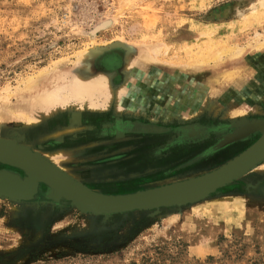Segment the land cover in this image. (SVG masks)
I'll list each match as a JSON object with an SVG mask.
<instances>
[{"label": "rangeland", "instance_id": "1", "mask_svg": "<svg viewBox=\"0 0 264 264\" xmlns=\"http://www.w3.org/2000/svg\"><path fill=\"white\" fill-rule=\"evenodd\" d=\"M79 55L121 91L122 112L70 101L31 129L30 148L66 157L65 172L92 191L125 195L195 177L234 157L228 146L239 154L260 136L219 146L234 120L239 127L229 111L264 119V0H0V136L39 113L27 81L72 70ZM192 62L204 64L185 69ZM237 66L240 75L211 85L213 70ZM70 110L79 130L38 135L67 127ZM261 162L205 199L147 210L81 211L43 182L28 198L0 195V264H264Z\"/></svg>", "mask_w": 264, "mask_h": 264}, {"label": "water", "instance_id": "2", "mask_svg": "<svg viewBox=\"0 0 264 264\" xmlns=\"http://www.w3.org/2000/svg\"><path fill=\"white\" fill-rule=\"evenodd\" d=\"M258 132L259 138L247 149L218 167L201 175L188 178L181 182L138 191L125 195H104L79 185L29 154L8 150L0 144V163L22 170L25 177L10 174L15 186L0 187V195L11 198H28L38 182H43L52 190L53 198L70 201L81 211L93 214H109L132 210H147L163 206L193 203L207 198L216 189L241 177L264 160V133L254 129L248 134ZM236 133V132H235ZM226 136L219 146L237 141L243 136ZM28 159V160H27Z\"/></svg>", "mask_w": 264, "mask_h": 264}, {"label": "bare ground", "instance_id": "3", "mask_svg": "<svg viewBox=\"0 0 264 264\" xmlns=\"http://www.w3.org/2000/svg\"><path fill=\"white\" fill-rule=\"evenodd\" d=\"M261 3H263V1H261ZM154 47H156V46H154ZM154 49L155 48H153V50ZM155 52H156V50H155ZM151 54H152V51H151ZM225 54L228 55L229 58H232V57L239 56V54H241V50L240 49H229L228 51H226ZM144 55H146V50H145ZM154 56L155 55H153V57ZM86 61L91 62V59H89L88 57H85L84 55H79V56H77L75 63L73 62L74 65H73L72 70H64V71L60 70L61 72L59 70L57 72L52 71L49 74L48 73L45 74V72H47V71H45L44 74H40V72H39L38 74H40V75L37 74L38 75L37 77L34 76L35 78H30V80L27 81V84L24 88L25 90L23 91V93L28 94L30 96L32 107H36V108L39 107V113L38 112L34 113L31 119L27 118V120H25L23 127H22L20 132H13L12 131L11 133H8L4 137L0 136V144L2 146H4L5 148H7V151L8 150L19 151V154H21L20 152L25 153V154L27 153V154L33 156L34 158L38 159L39 161H41V162H43L49 166L54 167L55 170L57 172H59L60 174H62L65 178L67 177L69 180H71V181H73L79 185H81V183H79V181L76 178H74V176L69 175V173L65 172V170H64V168H65L64 162H65V160H67L66 157H61L59 159V162L57 161L58 162V164H57L56 160H53V158L51 157V154H49V156H47L45 158L41 157L38 155V152H35L30 148L31 147L30 144H33L32 141L34 140L35 135H36V134H34L33 130L31 131V129L33 127L39 125L37 123L41 122V120H43V118H46L49 115H51L52 112L54 114L57 112L58 109H61V111H62L63 105H66L70 101H75V103L79 102V104H81V106L79 105L80 108L86 107V108H90L91 110H95L99 107H101V109L113 108L114 110H116L115 113L114 112L113 113L117 114V115L122 112L121 103L123 101L121 102V97H122L121 91L110 89V87H108L109 85L107 84L106 78L103 75H100L97 72H95L93 66H91V63H88ZM84 63L86 64L87 69H90V70L87 71V69H82V70L80 69ZM87 63H88V66H87ZM131 63H132L131 57H127V61L124 65L125 70L126 69L129 70V68L131 66H133V65H131ZM199 64H201V63H198V64L196 63V65H195L192 62V64H190L189 66H188V64L187 65L183 64V65L186 66L185 69L189 70V69L194 68L195 66L198 67ZM202 64H204V63H202ZM183 65H182V67H184ZM83 67H85V66H83ZM182 67H180V68H182ZM242 67H244V66H237V67H233L232 69L229 68L224 73H221V74H219V72H217L216 69L213 70L214 73H213V78L211 80V83H212L211 85L212 86L217 85L219 83L220 79H222V78H225V80L227 81V79H229V78H233L234 76L240 75V71H241ZM41 72H43V71H41ZM230 80H232V79H230ZM202 89H204V88H201V90H200L201 91L200 97L204 96V92H203L204 90H202ZM206 89L210 90V88H206ZM214 90L215 91L217 90V92H218L217 87L214 88ZM215 94L216 93H213L212 95H215ZM199 99L200 98L194 99V101L191 99V103L193 101V104H190L192 113H193L194 109L196 108L195 106H198L199 102L201 101V99L200 100ZM51 109H52V111H50ZM97 110H99V109H97ZM41 111H42V113H41ZM235 112H236V110L235 111H229L230 115L239 116V118L237 117L239 119V122H238L239 127L236 128L237 119L234 120L233 121L234 128H233V131L230 133V134H232V133L236 132L235 134H233L234 137L245 136L246 134H248V132L250 133L254 129L262 131V134L264 133V119L263 120L259 119V120L246 121L245 117H243V115L241 114L242 112L239 113V115H237L238 113L235 115ZM78 115H80V114H78L75 110H70L69 111V124L67 125V127L66 126H55V127L53 126L51 128V126H49V124L47 126L44 125L46 129L41 130L38 135L40 137L46 138L48 136H55L56 134H59L61 132L62 133H72L76 129L79 130L77 127V124L74 125L72 122L73 119H77L76 121H79ZM127 127L128 126L126 124L122 123V124H120V127L117 130L123 131ZM0 150H3V147H1ZM43 156H45V155H43ZM224 164H226V163H224ZM222 165H220V166H222ZM217 168H215V169H217ZM215 169H213V170H215ZM213 170L211 169V171H213ZM184 180H186V179H184ZM184 180H182V181H184ZM13 181L14 180L12 179L10 174L7 175V173H6V174L0 175V187L15 186ZM179 182H181V181H179Z\"/></svg>", "mask_w": 264, "mask_h": 264}, {"label": "crops", "instance_id": "4", "mask_svg": "<svg viewBox=\"0 0 264 264\" xmlns=\"http://www.w3.org/2000/svg\"><path fill=\"white\" fill-rule=\"evenodd\" d=\"M193 101H194V98H193ZM193 101H192V103H193ZM231 128H232V130H233V128H234L233 122L231 123ZM232 130H231L230 132H228L226 135H224L223 137H221V138L224 139L226 136H228V135L232 132ZM254 133H258V132H254ZM254 133H252V134H254ZM230 149H233V148H231V146H228V147L226 148L227 151L230 150ZM230 152H232V154L230 155V157L233 156V155H234V157L238 155V154L235 153L236 150H230ZM216 153H218V152H214V153H210V154L206 155V156L202 159V160H203V164H204V162H205L206 160H208L209 158H211L212 155H214V154H216ZM232 158H233V157H231L230 159H232ZM230 159H229V160H230ZM226 162H227V161H226ZM226 162H224V163H226ZM224 163H221L220 165H222V164H224ZM220 165L210 166L209 168H207V169H203V170H201V171H202L203 173H207V172L211 171V169L213 170V169L219 167ZM199 172H200V171H199Z\"/></svg>", "mask_w": 264, "mask_h": 264}, {"label": "flooded vegetation", "instance_id": "5", "mask_svg": "<svg viewBox=\"0 0 264 264\" xmlns=\"http://www.w3.org/2000/svg\"><path fill=\"white\" fill-rule=\"evenodd\" d=\"M231 150H236V148H233V149H231ZM236 151H237V150H236ZM202 168H203V169H207V168H209V166H207V167L204 166V167H202ZM203 169H202V170H203Z\"/></svg>", "mask_w": 264, "mask_h": 264}]
</instances>
